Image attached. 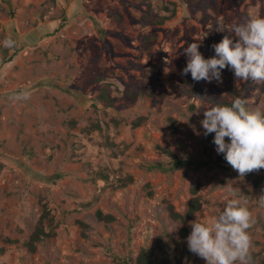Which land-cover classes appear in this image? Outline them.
<instances>
[{"label":"rangeland","instance_id":"obj_1","mask_svg":"<svg viewBox=\"0 0 264 264\" xmlns=\"http://www.w3.org/2000/svg\"><path fill=\"white\" fill-rule=\"evenodd\" d=\"M216 4L205 20L190 0H0V264H136L144 248L171 264H206L188 250L189 223L233 198L226 183L250 217L251 264H262L264 183L235 170H148L169 167L159 148L208 159L200 123L208 99L239 96L264 113V84L238 81L229 68L222 82L181 74L188 44L201 42L210 58L213 44L235 39L234 25L264 17V0ZM24 92L27 99H14ZM194 197L195 216L174 220L169 206L185 214ZM43 203L57 234L30 252Z\"/></svg>","mask_w":264,"mask_h":264},{"label":"clouds","instance_id":"obj_2","mask_svg":"<svg viewBox=\"0 0 264 264\" xmlns=\"http://www.w3.org/2000/svg\"><path fill=\"white\" fill-rule=\"evenodd\" d=\"M217 31L224 30L218 27ZM231 32L235 39L224 36L211 46L215 55L207 59L199 51L201 42L188 44L183 49L187 62L181 74L190 73L197 82H222V70L229 68L238 81L264 84V17H249L245 23L234 25ZM3 45L11 48L14 41L6 39ZM28 95L24 92L14 99H27ZM208 101L211 103L204 109L200 123L206 136L214 133L216 152L223 155L239 179L264 174V113L249 109L239 96L230 106ZM223 188L233 198H226L223 208L210 219L196 218L189 223L192 230L186 238L188 250L206 264H251L247 236L250 217L235 198L237 188L227 183ZM260 206L264 208V200Z\"/></svg>","mask_w":264,"mask_h":264},{"label":"trees","instance_id":"obj_3","mask_svg":"<svg viewBox=\"0 0 264 264\" xmlns=\"http://www.w3.org/2000/svg\"><path fill=\"white\" fill-rule=\"evenodd\" d=\"M190 3L194 10L196 12L201 11L203 13V19L207 20L209 17L208 11L210 9H216L217 4L216 0H190ZM153 38L147 37L146 42L147 44H151L154 40ZM19 54V50H15L13 55H11L7 62L12 61L17 55ZM194 86V85H193ZM196 88V86H194ZM217 95H221L223 93V90L220 89L217 86H213L211 88ZM149 94H153V89L150 88ZM197 89H191L189 91L190 93L196 92ZM126 97L130 100L136 99V90H133L132 92H127ZM216 103L219 104H226L228 106L231 105L232 101L223 100L221 98H217L215 100ZM141 121L138 120L135 125L139 126V123ZM213 134L205 135L204 141L208 145L206 150L208 159L203 160H193L191 157L185 156L180 157L177 154L173 153L170 149H162L159 148L160 152L164 155H166L170 159L169 167H166L162 163L154 164L148 166V170H160L163 172H174L178 170L183 169H195L200 170L202 168H208V169H225V170H233L231 166L225 161L222 154H218L217 157L214 156V143H213ZM226 141L228 138H225ZM247 180H252L253 184L256 187H260L264 183V174H257L254 176H245ZM128 180H132V178H129ZM194 192H197L195 190ZM201 208V202L199 200V197H194L191 199L189 203L188 210L185 214H181L175 210L173 206H169V211L171 214V217L176 221H182L185 222L187 220H191L195 214L200 210ZM98 217L100 219H103L102 213H98ZM108 220H111L112 217L108 216ZM80 226L82 228H87V225L83 222H79ZM56 225H55V219L52 216V211L49 209L48 205L46 203H43V214L41 218L39 219L36 228L29 238L28 241L25 242V246L28 248L30 252H35L37 250V247L42 242L46 241L47 239H52L56 236ZM188 235V229L182 230V236L185 238ZM5 242L9 245H13L17 243L16 240H11L9 238L5 239ZM1 253L4 252V249L0 250ZM251 262H255L257 259V255L250 254L249 255ZM181 262V261H180ZM136 264H171V261L168 256H164L163 258H158L156 255V251L154 249H142L141 252L138 255ZM262 264H264V260L262 261Z\"/></svg>","mask_w":264,"mask_h":264}]
</instances>
